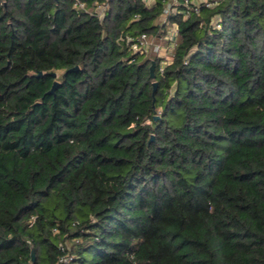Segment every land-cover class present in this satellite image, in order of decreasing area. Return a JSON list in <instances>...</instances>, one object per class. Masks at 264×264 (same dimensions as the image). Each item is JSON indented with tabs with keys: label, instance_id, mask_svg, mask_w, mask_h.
Instances as JSON below:
<instances>
[{
	"label": "trees",
	"instance_id": "obj_1",
	"mask_svg": "<svg viewBox=\"0 0 264 264\" xmlns=\"http://www.w3.org/2000/svg\"><path fill=\"white\" fill-rule=\"evenodd\" d=\"M85 1L0 0V264H264V0Z\"/></svg>",
	"mask_w": 264,
	"mask_h": 264
},
{
	"label": "built area",
	"instance_id": "obj_2",
	"mask_svg": "<svg viewBox=\"0 0 264 264\" xmlns=\"http://www.w3.org/2000/svg\"><path fill=\"white\" fill-rule=\"evenodd\" d=\"M147 6H152L155 3V0H142ZM166 5L164 8L165 14H170L171 12H176L179 4V0H165ZM222 0H183V4L189 8V10L198 12L200 4L204 3L207 6H213L215 3H218ZM74 6L79 10H89L85 0H72ZM106 3L96 2L94 7V12L99 16H103L106 10ZM163 21H166V17H162ZM220 26V25H218ZM178 25L176 23L169 24L167 26L166 32L162 37L163 40H166L168 46L163 45L162 43L155 42L154 39H151L150 36H155L153 34L147 35L142 33L141 35L134 37H129L131 42L132 50L135 52L147 53L150 49L156 51L160 59L161 70L165 68L167 64L171 62L168 58V55L174 54V49L177 46L178 42ZM168 59V60H167ZM173 59V58H172Z\"/></svg>",
	"mask_w": 264,
	"mask_h": 264
},
{
	"label": "water",
	"instance_id": "obj_3",
	"mask_svg": "<svg viewBox=\"0 0 264 264\" xmlns=\"http://www.w3.org/2000/svg\"><path fill=\"white\" fill-rule=\"evenodd\" d=\"M155 65H156L155 62H152L151 67H150L151 76L152 77H155ZM77 70H78V66H75L74 68H71L69 71H77ZM41 74L42 73L40 72L39 75H41ZM53 75L55 76L56 73H53ZM59 84H60L59 81H57V80L54 81L53 86H52L50 92H54L58 88ZM157 85H158V82L155 81L154 82V92L157 89ZM31 258H32L33 261L35 260V249L34 248H32V250H31Z\"/></svg>",
	"mask_w": 264,
	"mask_h": 264
},
{
	"label": "rangeland",
	"instance_id": "obj_4",
	"mask_svg": "<svg viewBox=\"0 0 264 264\" xmlns=\"http://www.w3.org/2000/svg\"><path fill=\"white\" fill-rule=\"evenodd\" d=\"M150 37H151V39H154L155 42L162 43L163 45L168 46L166 40H163L162 37H160V38H157L156 36H154V37H153V36H150ZM148 53L156 54V55L158 54L156 51H154V50H152V49H150V50L148 51ZM166 58H168L169 61H170V60H172L173 56H172V55H168ZM168 59H167V60H168Z\"/></svg>",
	"mask_w": 264,
	"mask_h": 264
}]
</instances>
